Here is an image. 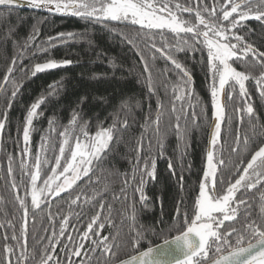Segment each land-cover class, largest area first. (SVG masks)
<instances>
[{"label": "snow or ice", "instance_id": "1", "mask_svg": "<svg viewBox=\"0 0 264 264\" xmlns=\"http://www.w3.org/2000/svg\"><path fill=\"white\" fill-rule=\"evenodd\" d=\"M17 8L76 18L86 26L118 32L133 48L142 67L146 97L157 100L155 109L149 103L139 124L140 134L131 141L135 155L130 174L112 173L99 166L123 141L122 133L136 122L134 110L141 108V102L122 99L105 118L110 122L97 118L92 132V118L86 119L83 110L88 97L82 96L70 109L67 122L61 123L55 111L48 117L45 111L63 92V77L48 83L26 106L16 137L9 136L15 147L7 151L3 134L10 123L9 112L26 82L78 63L56 59L50 52L86 34L58 32L38 42V24L42 22L38 21L21 39L18 28L9 23L12 9ZM252 21L256 27L251 26ZM129 28L131 32L124 31ZM0 29V47L13 48L11 59L0 69V100L4 103L0 154L5 184L12 194L11 210L0 208V264H264V122L253 101L254 90L264 107V0H0ZM88 44L92 47L91 40ZM94 54L97 58L107 56L104 52ZM161 59L165 80L158 84L153 70ZM189 60L204 72L208 82L210 117L195 91ZM109 63L115 67L114 60ZM92 78L104 77L94 74ZM164 97L169 100L166 122ZM229 104L233 105L231 112ZM41 119L47 120L46 129L36 127ZM201 119L207 144L192 218L189 220L187 210L181 213L182 201L178 202L173 222H166L163 214L159 221L165 226L160 233L179 232L173 240L164 241L174 247L141 251L145 232L158 233L155 227H136L133 198L124 211L131 221L132 251L127 259H116L113 249L119 247V232L111 238L103 235L106 226H114L113 207L103 197L110 184L106 179L97 190L95 185L101 182L97 172L107 171L113 183L119 177L125 199L126 189L131 187L140 193L143 204L146 183L157 178V160L166 158L167 170L178 175L183 190V172L191 168L184 158ZM226 129L232 134L229 154L235 155V161L224 159ZM149 132L152 135L146 136ZM34 135L39 136L35 145ZM169 135L177 140L175 159L166 156ZM224 169H228L227 176ZM257 195L259 211L254 213ZM4 199L0 196V203ZM37 213L42 214L39 222Z\"/></svg>", "mask_w": 264, "mask_h": 264}, {"label": "trees", "instance_id": "2", "mask_svg": "<svg viewBox=\"0 0 264 264\" xmlns=\"http://www.w3.org/2000/svg\"><path fill=\"white\" fill-rule=\"evenodd\" d=\"M187 15V14H185ZM47 17V19H45ZM38 21H42L38 24L40 29V35L38 42L45 40L49 35H55L58 32L73 31L77 33H86L75 41H68L60 45L57 48L51 50L50 55L56 59L68 58L72 59L74 63L63 69L50 71L44 74H38L37 77L31 78L26 82L21 94L18 96L16 102L13 105L12 110L9 112L10 123L7 125L3 138L7 144V151H12L15 147L12 144L11 136L13 139L16 137V129L23 118L24 110L35 98L43 92L48 83L63 77L64 78V90L61 93L58 101L54 102L45 111V117L52 115L53 111L60 118L61 123H66L70 113V109L76 106V102L82 96H87V103L83 106L85 118H92L93 126L91 131L96 130L95 123L98 118L105 123H109L110 120H105L106 117L113 111L114 107L118 106V103L122 99H131L141 102V108L134 110L135 123L125 133H122L123 141L120 145L111 153H109L103 163L99 166L112 173H131L132 164L130 161L134 157V153L131 149L134 144L131 143L133 138L139 136L140 128L139 124L143 121V116L148 113V105L151 104L152 108L156 107L157 97H152L150 100L146 97V86L144 77L141 75L142 67L139 63L138 57L135 55L133 48L122 39L117 33H110L107 30H102L99 26L85 25L83 21H79L76 18H65L54 16L50 17L47 13L27 12L22 10L12 9V15L9 18V23L18 28V36L23 39L31 31L33 25H37ZM252 27H256V22H250ZM122 27V26H121ZM125 32H131L132 29H124ZM3 35V30L0 29V36ZM92 41V47H89L88 41ZM5 47L7 50H5ZM0 47V69H3L5 60H10L13 54V48L11 45ZM95 52H104L106 57L97 58ZM182 61L185 60L183 54L179 57ZM109 60H114L115 67H113ZM189 67L193 68L194 74V87L198 96L201 98V106H205L208 111L209 117L211 116L210 107V95L207 90V81L204 78V72L200 70L198 66L192 65V62L188 61ZM238 70H242L239 65H234ZM165 67V62L161 59L158 60L153 70V77L159 84V82L165 80V76L162 73V69ZM259 71V70H257ZM157 73H160L157 75ZM94 74H103L104 78L93 79ZM175 78L174 76L172 77ZM250 88L252 87L250 83ZM160 96L163 97V90L161 89ZM254 107L260 115L261 122H264V107L260 106V102L256 99V94L253 90ZM165 103V122L168 119L167 108L169 106L168 97H164ZM229 111L233 105L229 104ZM4 108L3 100H0V110ZM197 113L200 112V108L197 107ZM201 127L200 129L192 132L190 137L191 147L187 151V155L184 158L185 164L191 163V168H185L183 172V190H181L178 184V175L172 176L167 170V159L161 158L157 160V178L155 181L149 180L144 187V194L147 200L140 202V193H134L131 187L126 189L127 199H125V193L121 192L123 185L120 178L117 177L115 182H112V178L107 176V171L98 175H101V182L95 187L97 190L103 188L104 182L110 184V188L107 192L103 193L104 200L111 204L113 207L112 220L114 226H106L103 235H115L119 232V236L116 240V244L119 247L114 248L113 251L117 253L116 259H127L128 253L132 251L131 248V221L126 218L124 211L128 209V205L135 199V207L137 209L136 227L139 229L143 226L145 230L155 227L157 229V235H150L145 232L147 239L143 240L139 245V250H146L148 247H155L164 241L174 238L179 235V232L172 231L163 233L159 232V229L165 227L159 223L161 215L169 224L173 222L175 216V209L177 203H180V210L183 213L185 210L188 212L189 220L193 215V207L195 197L198 195V183L202 176L203 166V154L207 144V134L204 127V121L201 119L198 121ZM235 123L233 128H235ZM37 128H47V120L41 119L37 124ZM163 127V124H162ZM246 128V126H245ZM245 129H241L243 132ZM146 136L152 135L151 132L146 133ZM225 143L224 159L226 161H235V155L229 154V146L232 143V134L226 129L224 133ZM39 140L38 135L33 136V144H37ZM177 140L175 135H169L165 141L166 156H172L175 159L174 153L177 152ZM2 155L0 154V196H3L4 202L0 203V208L11 210V191L5 184L6 171L2 162ZM231 167V164L228 166ZM224 175H228V169H224ZM91 194L90 192L88 193ZM253 212L258 213V195L254 201ZM53 211L55 212V205H53ZM91 211H89V215ZM41 213H37V220L39 222ZM130 215V211H129ZM2 219V218H0ZM181 221L183 217L181 216ZM230 224V222H226ZM239 226V225H236ZM183 227V223H182ZM0 231H3L0 229ZM127 245V246H125Z\"/></svg>", "mask_w": 264, "mask_h": 264}, {"label": "water", "instance_id": "3", "mask_svg": "<svg viewBox=\"0 0 264 264\" xmlns=\"http://www.w3.org/2000/svg\"><path fill=\"white\" fill-rule=\"evenodd\" d=\"M17 9L26 10V11H34V10H31L30 8H17ZM34 12L45 13V12H43V11H39V10H36V11H34ZM173 239H174V238H172V239H170V240H168V241H171V240H173ZM161 247H174V245L169 244V245L166 246L164 243H161V244H159V245H157V246H155V247H153V248H161Z\"/></svg>", "mask_w": 264, "mask_h": 264}, {"label": "bare ground", "instance_id": "4", "mask_svg": "<svg viewBox=\"0 0 264 264\" xmlns=\"http://www.w3.org/2000/svg\"><path fill=\"white\" fill-rule=\"evenodd\" d=\"M15 10H21V9H15ZM22 11H26V10H22ZM27 12H34V11H27ZM36 13H40V12H36Z\"/></svg>", "mask_w": 264, "mask_h": 264}]
</instances>
